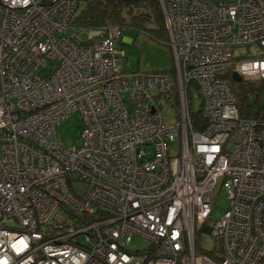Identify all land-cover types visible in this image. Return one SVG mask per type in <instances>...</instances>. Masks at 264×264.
Instances as JSON below:
<instances>
[{
	"label": "built area",
	"instance_id": "obj_1",
	"mask_svg": "<svg viewBox=\"0 0 264 264\" xmlns=\"http://www.w3.org/2000/svg\"><path fill=\"white\" fill-rule=\"evenodd\" d=\"M159 3L174 79L124 74L121 29L73 24L77 0H0V264H264V106L242 117L230 84L264 81V49L233 58L264 48V0ZM73 112L80 144L66 147Z\"/></svg>",
	"mask_w": 264,
	"mask_h": 264
},
{
	"label": "rangeland",
	"instance_id": "obj_2",
	"mask_svg": "<svg viewBox=\"0 0 264 264\" xmlns=\"http://www.w3.org/2000/svg\"><path fill=\"white\" fill-rule=\"evenodd\" d=\"M83 3L80 2L78 11ZM119 44L124 55L122 60L121 70L126 75L132 74H166L172 79L174 76L175 64L173 60L172 48L168 44L167 36L153 35L143 31H137L133 28H121L119 35ZM264 48H259L258 45L248 47H234V60L247 58L249 55L259 53ZM233 92L236 91L237 82H230ZM257 96V104L264 106V89L254 94H250L248 100L250 103H255ZM194 108L200 105V98L197 91L193 92ZM158 106L162 119L166 124L174 123L177 120L176 106L171 100L165 97H160ZM83 122L78 112H73L57 126V133L61 137L66 147L80 144L79 134L82 129ZM213 203L209 218L213 221L220 219L228 207V199L225 195V190L218 183L213 192ZM195 233L196 247L208 249L213 246V238L209 234ZM149 245V241L142 237H134L130 247L134 250H142Z\"/></svg>",
	"mask_w": 264,
	"mask_h": 264
},
{
	"label": "trees",
	"instance_id": "obj_3",
	"mask_svg": "<svg viewBox=\"0 0 264 264\" xmlns=\"http://www.w3.org/2000/svg\"><path fill=\"white\" fill-rule=\"evenodd\" d=\"M80 2L83 3L78 11ZM71 22L79 27L97 29L104 26H118L133 28L137 31L152 33L153 35L167 36L164 18L159 0H77V8ZM234 91L239 113L242 117L258 114L261 106L250 103V94L264 89V81H239ZM193 91H188L190 122L194 129H200L204 120L200 115V105L194 108ZM177 106L176 100L173 101Z\"/></svg>",
	"mask_w": 264,
	"mask_h": 264
},
{
	"label": "water",
	"instance_id": "obj_4",
	"mask_svg": "<svg viewBox=\"0 0 264 264\" xmlns=\"http://www.w3.org/2000/svg\"><path fill=\"white\" fill-rule=\"evenodd\" d=\"M231 78H232V80L233 81H235V82H239L240 81V76L236 73V72H232V74H231Z\"/></svg>",
	"mask_w": 264,
	"mask_h": 264
}]
</instances>
